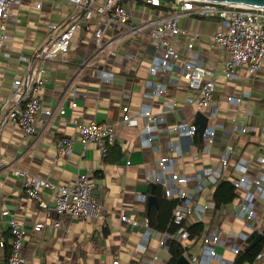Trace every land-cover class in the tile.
I'll use <instances>...</instances> for the list:
<instances>
[{"label": "crops", "instance_id": "crops-1", "mask_svg": "<svg viewBox=\"0 0 264 264\" xmlns=\"http://www.w3.org/2000/svg\"><path fill=\"white\" fill-rule=\"evenodd\" d=\"M160 3L162 9L139 1L127 0L132 17L130 24L171 13L174 0H163V2L160 0ZM36 4H40V7L37 8ZM75 11V8L67 5L63 0H20L11 8V19L7 29V35L10 36L7 44L11 47V57L0 54V139L5 140L3 147L0 148V163H2L0 164V213L3 208H7L24 225L26 233L22 254L25 264H113L116 258L121 264V247L124 243L127 244V239L121 233L127 230L131 233L135 231L134 234L137 235L139 231L140 234L137 236L140 238L144 229L141 227L132 229L128 224L126 228V223L120 221L119 214L142 217L146 204H140L135 196L139 193L148 197L151 194L154 196L153 188L156 184L154 183V187L151 186L152 183L147 180L146 173L154 168V162L158 158L152 148L143 147L139 143L140 127H126L118 123L121 106L129 105L132 110H137L144 103L151 106L154 112H159L165 102L173 99L176 106L166 115L170 124L186 120L195 121L198 112L186 103L191 97V92L183 86L182 81L178 85L169 84L167 92L162 97L147 95L152 83H173L171 81L178 77L174 73L158 78L148 74L147 69L150 60L154 57L155 46L144 36L131 35L125 29L120 32L114 31L113 36L117 34L124 36L117 53L108 58L105 57L106 52L92 57L94 52L92 37L80 29L75 33L67 53L49 63L45 86L41 92L42 107L48 109L54 108L60 101L63 91H67L61 100L65 114L61 116L54 114L49 120L40 113L37 116L34 134L23 137L18 127L8 119V105L1 108L2 98L10 91L12 81L17 76L24 78L26 65L18 61V55L29 56L36 49L47 45L51 38L48 25L59 22L64 26L72 22L71 16ZM217 23L216 17L188 16L179 20L180 26L185 31L197 34L195 48L198 58L216 72L213 103L218 105V116L213 119V124L214 122L222 124L223 128H216L215 143L210 155L201 153V147H198L195 138L192 142L180 140L175 135L167 138L173 141L175 146L181 145L184 149L182 158L174 164V168L185 174H191L206 165H216L225 146L227 144L232 146L235 153L223 171V176L227 180L240 175L233 168L234 160L239 155L254 159L264 149V131L258 129L257 132L246 134L233 132L231 137L223 132V129L232 130L237 123L257 128L260 126V119L264 116V67L251 79V82H248L250 80L248 77L235 84L232 91L227 90L226 80H222L218 72L227 54L209 46V36L216 29ZM183 37L185 36L180 35L173 41L178 45L183 44L185 42ZM107 49L109 50L110 47ZM181 52L187 53L182 47ZM39 64L38 61L36 66ZM101 69L112 73L113 78L110 82H104L99 78ZM25 89L26 83L23 80L19 88L14 91L12 102L16 101V94H23ZM238 90L249 92L252 98L233 108L226 102L225 95ZM72 101L76 103L75 107H71ZM247 110L251 113H246ZM77 119L84 122L96 121L113 127L116 143L109 148L106 157L100 156L94 144L82 147L79 132L75 127ZM160 127L163 128V124ZM68 136L75 138L71 153L58 154L57 143ZM201 140L199 143L202 145ZM162 145L165 149V145L163 143ZM193 155L197 156L196 160L192 159ZM14 168L59 184L72 182L77 173H90L95 182L94 192L103 205L101 217L97 220L84 221L76 217L59 216L54 209L53 193L50 190H45L42 195L47 208L37 206L24 192L21 185L22 178L13 175ZM160 188L163 196V189L161 186ZM212 189L213 187L207 192L209 200H212ZM232 202L220 208L215 221L226 206H230V211L225 213V217L222 216V220H227L228 223L235 221L231 213ZM117 205L120 206L119 214L115 213ZM262 206L264 202L259 205L257 211L258 224L244 223L251 228V231L241 230V232L247 235L254 231L262 233L264 229ZM205 217L199 219L193 215V219L198 221L204 220ZM54 220L60 221L59 227H53ZM5 221L6 218L0 214V240L4 242V247L0 248V264H7L12 240ZM37 222L43 223L44 227L34 231L33 224ZM254 226L256 229L253 231ZM116 228H118L117 233L119 232V245L108 240L109 236L116 234ZM212 228L219 230L214 225L209 227ZM153 244L152 242L149 247L154 249ZM247 245L246 241L244 247L246 248ZM197 249L198 245L192 250ZM216 250L228 261L234 260L233 254L228 249L219 246ZM143 255L150 259L152 252L147 251L141 254L140 258ZM76 258L77 262L74 261ZM140 258L134 260L129 255L126 264H140ZM160 263L164 264L166 261L154 262V264Z\"/></svg>", "mask_w": 264, "mask_h": 264}, {"label": "built area", "instance_id": "built-area-1", "mask_svg": "<svg viewBox=\"0 0 264 264\" xmlns=\"http://www.w3.org/2000/svg\"><path fill=\"white\" fill-rule=\"evenodd\" d=\"M63 1L76 10L71 16L72 22L64 26H61L59 22L50 23L48 30L51 31V38L48 44L36 49L29 56L18 55V61L26 65V70L23 72L24 78L17 76L12 81L8 94L2 98L1 108L8 105V119L18 127L22 136L34 134L37 116L40 113L47 116L49 120L54 114L58 116L65 114L61 100L67 91H63L60 101L54 108L48 109L42 107L41 92L45 86V75L48 72L49 63L67 53L75 33L81 29L91 35L94 43L92 57L106 52L105 57L108 58L117 53L124 38L123 35L118 34L113 36V32L125 29L129 34L144 36L151 44H154L155 54L147 69L150 76L158 78V76L174 73L178 77L171 81L173 83H152L149 91L151 94L147 93L149 97L164 96L169 84L178 85L180 81L191 92V97L186 100V103L196 106L198 112L202 110L201 112L207 117V125L202 134L201 153L210 155L215 143L216 128L222 127V124L215 122L213 125L209 124L210 118L215 119L218 116V105L213 103L216 92V72L198 58L195 48L198 36L185 31L180 26L179 20L188 16L218 19L216 29L209 36V46L211 49L227 54L218 72L226 82L235 85L252 74H258L264 65V8H251L211 0H174L171 13L130 24L132 17L127 0ZM135 1L150 6L160 4V0ZM19 2L18 0H0V54L4 57H11V47L7 44L10 37L7 35V29L11 19L12 5ZM36 7L39 8L40 4H36ZM180 35L185 36L183 37L185 42L181 43L182 45L173 41ZM108 47H110L109 50ZM181 47L185 49L186 54L181 52ZM127 57L130 56L127 55ZM38 61L40 64L36 66ZM241 70H245L248 76L242 77ZM99 78L104 82H110L113 75L109 70L101 69ZM23 80L26 83V89L23 94H16V101L12 102L14 91L19 88ZM250 98H252L251 94L243 90L225 95L226 102L233 108L244 104ZM10 102L12 104H9ZM75 106L76 103L72 101L71 107ZM175 106L173 99L165 102L159 112H154L151 106L144 103L137 110H132L129 105L121 106L118 123L122 126L138 128V120H140L142 125L138 130L139 143L143 147L152 148L158 155L154 168L146 173L147 180L160 185L165 198L178 199L172 218L173 223L179 225V228L172 235L168 232L152 230L148 226L146 217L135 218L127 214H119L120 221L128 224L130 228L144 229L142 236L138 238L136 249L142 254L151 251L152 257L149 259L143 255L139 259L140 264H154L156 261L163 263L156 252L160 248L167 250L172 238L180 242L183 247L191 246L192 240L188 231L182 226V222L192 215L202 219L213 212L214 203L208 199L207 192L219 180L226 179L223 176L224 168L229 165L235 153V149L227 144L220 153L216 165L203 166L191 174L176 170L174 164L182 158L184 149L181 145L175 146V143L167 137L175 135L180 140L192 142L198 132V124L191 120L168 123L166 115ZM246 113L251 111L247 110ZM260 122L258 128L237 123L232 130L223 129V132L231 137L233 132L246 134L257 132L258 129L264 131V116L261 117ZM162 124L163 128L160 127ZM75 127L79 132L82 147L94 144L102 158L107 156L109 148L116 143V135L111 125L77 119ZM74 141L73 136L61 139L57 143V153L69 155ZM191 157L193 160L197 159V156ZM234 161L233 168L240 175L227 180L234 186L241 203L233 205L232 217L245 224H258L257 211H259L260 202H264V149L254 159L239 155ZM12 173L22 178L21 185L28 199L39 207L47 208L42 195L45 190H50L53 193L54 209L59 216L76 217L84 221L97 220L101 217L103 205L94 192L95 182L88 172L77 173L73 181L68 184H59L49 179L29 175L18 168H14ZM147 198V195L140 193L135 196V199L144 205L147 204ZM201 199L203 202H200ZM262 208L264 209V206ZM0 214L6 218L5 223L12 237L7 264H25L22 254L26 233L24 225L7 208H3ZM52 225L57 228L60 221L54 220ZM43 227L44 224L40 222L33 224L34 231H39ZM255 229L256 226L253 231ZM248 236L244 232L235 234L230 231L222 237L217 228H212L203 233L196 251L185 250L182 255L190 264H233L234 260L228 261L223 258L216 248L220 246L228 249L235 258L244 248ZM152 242L154 249L149 247ZM2 247L4 242L0 240V248ZM263 257L264 245L251 264H262ZM113 264H119V259L116 258Z\"/></svg>", "mask_w": 264, "mask_h": 264}, {"label": "trees", "instance_id": "trees-1", "mask_svg": "<svg viewBox=\"0 0 264 264\" xmlns=\"http://www.w3.org/2000/svg\"><path fill=\"white\" fill-rule=\"evenodd\" d=\"M163 2V0H161ZM159 9H162V4L159 6H154ZM195 142L198 147H201L199 141L198 132L195 135ZM153 194L155 198V202L150 204L149 206L146 204L145 209L142 213V217H146L148 219V226L152 230H156L159 232H168L171 235L175 234L179 225L173 223V209L176 206L178 199H167L162 196L161 188L159 185H156L153 188ZM238 193L236 192L234 186L231 184L229 180L221 179L212 189V202L214 203V210L211 215L205 217L204 220L198 221L197 219H193V215L189 216L182 222V226L188 231L189 237L192 240V244L189 247H183V245L178 242L176 239L172 238L169 241V245L167 248V252L170 257L166 261L165 264H176L177 259L183 254L185 250H192L194 246H199L201 242V237L204 232L208 231L209 227L214 225L215 218L219 213V210L222 206L229 204L232 202ZM141 217V218H142ZM257 232H252L248 239L247 244H249L255 237ZM263 237L259 243H257L252 249L249 251L244 247L234 258L233 264H251L254 260L256 254L260 251L262 246L264 245V229L262 230ZM192 248V249H191ZM10 249V246H9Z\"/></svg>", "mask_w": 264, "mask_h": 264}, {"label": "rangeland", "instance_id": "rangeland-1", "mask_svg": "<svg viewBox=\"0 0 264 264\" xmlns=\"http://www.w3.org/2000/svg\"><path fill=\"white\" fill-rule=\"evenodd\" d=\"M18 1H20V0H18ZM16 5L17 4H13L12 8L14 6H16ZM263 67H264V65H263ZM263 67H262V69H263ZM241 75H242V77L243 76H248V73L245 70H241ZM255 76H256V74H252L251 76H249L250 80L248 82H251V79H253ZM221 79L225 80V78L222 75H221ZM221 79H219L220 82H222ZM225 86H226V89L229 90V91H232L233 87H234L233 84L227 83V82H225ZM227 94H229V93H227ZM224 104L225 103H222V105H224ZM193 109L198 111L197 107L194 106V105H193ZM200 111H202V110H200ZM209 124L213 125V119L210 118ZM141 125H142V123L140 122L139 123V127H141ZM4 141L5 140L3 138L0 139V148L3 147ZM226 168L227 167H225L224 170ZM259 201H261V200H259ZM200 202H203V199H201ZM240 203H241V199L239 197H237V198H235L233 200L232 205H238ZM119 208H120V206L117 205L116 208H115V213L119 214ZM227 211H230V206H226V207H224L221 210V213H220L219 217L217 218V220L214 223V226L219 228L220 235L222 237L226 236L228 234V232H230V231H232L235 234L240 233L241 230L247 231V232L251 231V228L248 227L247 225H244V223L242 221L240 222V221L235 220L233 222L228 223L227 220H225L226 222L224 220H222V216L225 217V213ZM258 217H259V215H256V220H258ZM125 227L127 228V224H125ZM128 227L130 228V226H128ZM115 230H116V232H115L116 234H112L111 236H109L108 240L112 241V242H115L116 245H119V239H118L119 232L117 233L118 228H116ZM132 231H134V230H132ZM134 232L131 233V232L125 230V231H123L121 233V235L123 237H125V239H127L126 240L127 244L124 243L123 247H121V251H122L121 254H120V262H121V264H126L127 263V261L129 260V255L131 256L132 259L136 260V259L140 258L141 254H142V252L140 250L136 249V245L138 243V237H139L137 235H139L140 232L138 231L137 235H135ZM156 255L162 261H167L169 259V257H170V255L166 251V249H163V248L158 249L157 252H156ZM74 261L77 262L78 261L77 258Z\"/></svg>", "mask_w": 264, "mask_h": 264}, {"label": "water", "instance_id": "water-1", "mask_svg": "<svg viewBox=\"0 0 264 264\" xmlns=\"http://www.w3.org/2000/svg\"><path fill=\"white\" fill-rule=\"evenodd\" d=\"M211 1H219L227 4H233L238 6H245V7H251V8H264V0H211ZM195 122L198 124V135L199 138H202L203 131L207 125V117L203 114V112L199 111L196 114ZM152 187L155 186L154 183L151 184ZM155 202L154 196L151 194L148 197L147 205ZM263 234L261 232L257 233L254 237V239L247 245L246 250L249 251L252 249L260 240L262 239ZM176 264H190L189 261L181 255L177 261Z\"/></svg>", "mask_w": 264, "mask_h": 264}, {"label": "bare ground", "instance_id": "bare-ground-1", "mask_svg": "<svg viewBox=\"0 0 264 264\" xmlns=\"http://www.w3.org/2000/svg\"><path fill=\"white\" fill-rule=\"evenodd\" d=\"M197 135V134H196Z\"/></svg>", "mask_w": 264, "mask_h": 264}]
</instances>
